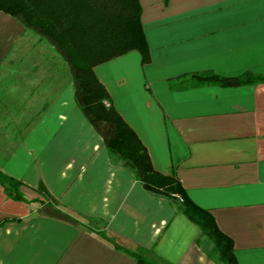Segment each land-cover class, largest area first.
<instances>
[{
    "label": "crops",
    "instance_id": "crops-1",
    "mask_svg": "<svg viewBox=\"0 0 264 264\" xmlns=\"http://www.w3.org/2000/svg\"><path fill=\"white\" fill-rule=\"evenodd\" d=\"M140 4L150 61L133 50L95 74L155 171L212 216L237 264H264V83L183 79L264 77V0ZM25 33L0 12V171L22 196L0 184V264H219L178 198L111 160L65 61L68 73L1 71Z\"/></svg>",
    "mask_w": 264,
    "mask_h": 264
},
{
    "label": "trees",
    "instance_id": "trees-1",
    "mask_svg": "<svg viewBox=\"0 0 264 264\" xmlns=\"http://www.w3.org/2000/svg\"><path fill=\"white\" fill-rule=\"evenodd\" d=\"M0 12L47 42L68 64L76 103L102 136L111 160L131 169L147 191L169 199L178 198L180 209L200 226L202 236L213 242L208 255L219 264H237L232 242L218 230L212 216L188 199L176 179L155 171L146 148L119 115L95 74L96 66L133 50L142 54L144 63L150 61L140 0H0ZM186 78L197 85L223 87L264 83V77L252 73L224 78L206 72L183 77ZM0 184L15 198L22 199L21 183L2 171ZM134 256L137 264H157L143 256Z\"/></svg>",
    "mask_w": 264,
    "mask_h": 264
},
{
    "label": "rangeland",
    "instance_id": "rangeland-1",
    "mask_svg": "<svg viewBox=\"0 0 264 264\" xmlns=\"http://www.w3.org/2000/svg\"><path fill=\"white\" fill-rule=\"evenodd\" d=\"M16 42L9 53L10 60L6 62L2 72L28 73L40 68L44 70L46 66H50L56 73H68V66L64 60L58 57L54 49L40 37L26 30V33Z\"/></svg>",
    "mask_w": 264,
    "mask_h": 264
}]
</instances>
